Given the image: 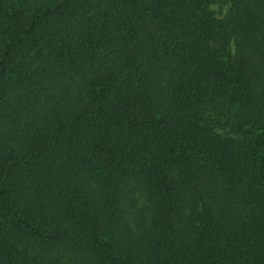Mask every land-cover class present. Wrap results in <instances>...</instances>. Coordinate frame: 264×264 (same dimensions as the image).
<instances>
[{"label": "trees", "instance_id": "obj_1", "mask_svg": "<svg viewBox=\"0 0 264 264\" xmlns=\"http://www.w3.org/2000/svg\"><path fill=\"white\" fill-rule=\"evenodd\" d=\"M0 264H264V0H0Z\"/></svg>", "mask_w": 264, "mask_h": 264}, {"label": "rangeland", "instance_id": "obj_2", "mask_svg": "<svg viewBox=\"0 0 264 264\" xmlns=\"http://www.w3.org/2000/svg\"><path fill=\"white\" fill-rule=\"evenodd\" d=\"M215 10L220 13V8L219 7H215Z\"/></svg>", "mask_w": 264, "mask_h": 264}]
</instances>
